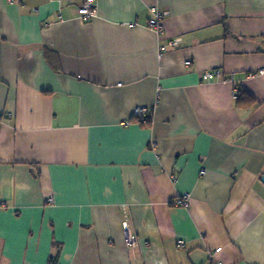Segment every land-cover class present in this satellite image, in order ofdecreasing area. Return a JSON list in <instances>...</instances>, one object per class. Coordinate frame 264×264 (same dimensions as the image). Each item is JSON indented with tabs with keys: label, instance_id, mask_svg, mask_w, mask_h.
<instances>
[{
	"label": "crops",
	"instance_id": "1",
	"mask_svg": "<svg viewBox=\"0 0 264 264\" xmlns=\"http://www.w3.org/2000/svg\"><path fill=\"white\" fill-rule=\"evenodd\" d=\"M84 2L0 0V264H264V0Z\"/></svg>",
	"mask_w": 264,
	"mask_h": 264
},
{
	"label": "built area",
	"instance_id": "2",
	"mask_svg": "<svg viewBox=\"0 0 264 264\" xmlns=\"http://www.w3.org/2000/svg\"><path fill=\"white\" fill-rule=\"evenodd\" d=\"M78 12L84 17H92L95 15L96 11L93 7V0H85L82 6L78 8ZM162 18L163 13L159 11L156 7L152 8V17L149 19L148 23L151 27H153L157 32H162ZM176 43L175 40H169V45H174ZM187 61L186 63H188ZM204 79H211L215 77L218 81L224 80V82H227V80H233V77L230 79H222V75L220 74L219 70L213 69L204 71L203 73ZM134 113L139 117H144V115L147 113V108L144 106L135 107ZM189 194L184 193L182 195H179L178 197L174 198L172 203L173 204H180L184 207H188ZM49 201H52V198H49ZM125 232V242L128 246L132 247L135 245V236L131 233V231L128 229V227L125 225L124 227ZM217 264H224L223 262H218Z\"/></svg>",
	"mask_w": 264,
	"mask_h": 264
},
{
	"label": "trees",
	"instance_id": "3",
	"mask_svg": "<svg viewBox=\"0 0 264 264\" xmlns=\"http://www.w3.org/2000/svg\"><path fill=\"white\" fill-rule=\"evenodd\" d=\"M235 88H236V91H237V93H238V95H236V97H237V96L239 97V96H240V88L237 89V86H236ZM238 99H239V98H238Z\"/></svg>",
	"mask_w": 264,
	"mask_h": 264
},
{
	"label": "water",
	"instance_id": "4",
	"mask_svg": "<svg viewBox=\"0 0 264 264\" xmlns=\"http://www.w3.org/2000/svg\"><path fill=\"white\" fill-rule=\"evenodd\" d=\"M262 180L264 181V173H263V175H262Z\"/></svg>",
	"mask_w": 264,
	"mask_h": 264
},
{
	"label": "clouds",
	"instance_id": "5",
	"mask_svg": "<svg viewBox=\"0 0 264 264\" xmlns=\"http://www.w3.org/2000/svg\"><path fill=\"white\" fill-rule=\"evenodd\" d=\"M237 95V94H236Z\"/></svg>",
	"mask_w": 264,
	"mask_h": 264
}]
</instances>
